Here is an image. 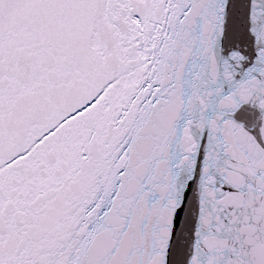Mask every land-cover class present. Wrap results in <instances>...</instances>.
Wrapping results in <instances>:
<instances>
[{"label": "snow or ice", "instance_id": "6c2138e0", "mask_svg": "<svg viewBox=\"0 0 264 264\" xmlns=\"http://www.w3.org/2000/svg\"><path fill=\"white\" fill-rule=\"evenodd\" d=\"M0 264H264V0H0Z\"/></svg>", "mask_w": 264, "mask_h": 264}]
</instances>
